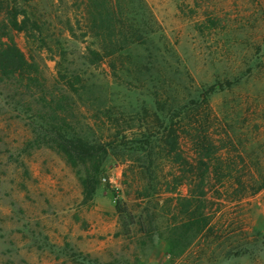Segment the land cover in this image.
I'll use <instances>...</instances> for the list:
<instances>
[{
    "label": "rangeland",
    "instance_id": "rangeland-1",
    "mask_svg": "<svg viewBox=\"0 0 264 264\" xmlns=\"http://www.w3.org/2000/svg\"><path fill=\"white\" fill-rule=\"evenodd\" d=\"M132 1L147 39L91 64L84 0H0L43 85L0 80V264H264V0ZM62 94L105 150L91 192L38 116Z\"/></svg>",
    "mask_w": 264,
    "mask_h": 264
},
{
    "label": "trees",
    "instance_id": "trees-1",
    "mask_svg": "<svg viewBox=\"0 0 264 264\" xmlns=\"http://www.w3.org/2000/svg\"><path fill=\"white\" fill-rule=\"evenodd\" d=\"M132 4V0H84L86 32L95 41L96 46V50L88 48L91 64L102 58L127 52L132 47L145 42L149 34L144 21L145 16L143 18L140 11L130 8ZM1 16L0 11V80L15 85L17 89L43 87L37 77L38 66L28 61L12 36L13 31L28 32V24L31 22V26H35V23L30 21L25 11H16L12 8L5 11L3 17ZM65 85L67 89L77 91L74 81L68 80ZM63 95L55 99H46L44 96L36 98L35 102L40 113L38 116L53 128L55 146L67 163L72 167H85L86 175L85 178L80 179L81 185L85 190L89 188L88 191L91 192L94 185L89 179H94L99 172V154L105 150L99 144L88 141L60 115L59 112L65 110L63 103L67 100ZM198 138L201 145L204 136ZM162 140L167 156L175 162L181 160L179 136L172 118L168 119L164 127ZM199 164L204 168V171L202 169L198 175L199 185H202L209 163L202 161Z\"/></svg>",
    "mask_w": 264,
    "mask_h": 264
}]
</instances>
